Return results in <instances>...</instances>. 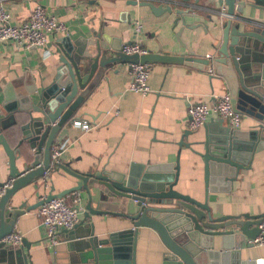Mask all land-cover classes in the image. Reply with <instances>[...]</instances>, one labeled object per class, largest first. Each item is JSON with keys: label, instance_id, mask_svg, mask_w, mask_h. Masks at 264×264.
I'll return each instance as SVG.
<instances>
[{"label": "crops", "instance_id": "1", "mask_svg": "<svg viewBox=\"0 0 264 264\" xmlns=\"http://www.w3.org/2000/svg\"><path fill=\"white\" fill-rule=\"evenodd\" d=\"M147 1L0 0V7L9 15L12 23L22 22L35 5H41L49 15L55 16L65 25L63 33L48 34L44 49L21 48L12 42L0 43V115H8L11 111L12 116L6 119L10 127L4 132L11 146H16L22 136L20 126L24 122L23 114H26L13 110L19 107L22 98L30 97L36 102L40 89L53 81L60 66L58 44H70L77 50L73 51L75 56L90 58L96 53L97 44L105 43L111 46L108 55H112V48H119L134 40L136 23H140V43L146 51H156L158 44H161L164 51L184 55L185 49L180 46L175 31L186 24L188 26L181 33L183 41L205 58L216 54L221 34L211 19L218 20L215 17L216 10L220 9L218 0L150 1L155 5L171 7V13L164 11L157 14L143 4ZM258 3L264 5V1ZM250 18L253 21L243 23L244 26L264 27V10H253ZM253 44L244 50L243 59L256 64L262 59L258 48L262 45L257 42ZM46 50L48 53H45ZM149 65L147 84L150 91L144 94L128 90L131 81L129 63H110L105 67L102 76L78 108L77 118L66 125L68 136L61 142L65 149L60 162L80 173H127L132 163L151 165L173 162L180 151L177 188L202 200L203 160L191 148L203 151L202 145L195 142L204 140L205 125H210L214 133L216 123L221 119L211 114L200 128L189 130L186 125L187 105L189 101L210 103L216 96L229 92L221 80L212 76L210 66L175 63ZM240 115V125L235 129L247 131L256 125L252 117ZM75 120H87L95 126L84 131L72 124ZM221 124L227 125L225 122ZM20 148L27 151L25 143ZM16 166L21 168L20 158L16 160ZM216 171L214 168V178ZM8 174V158L0 146V182L7 181ZM75 181L63 169L53 170L47 183L38 178L17 191L12 204L23 202V208L30 207L45 197L52 186L54 192H58ZM214 181L213 191L209 193V205L212 208L221 214L260 213L264 210V151L255 154L250 169L241 170L238 179L232 184L216 187ZM81 192L79 205L83 208L87 203V195ZM115 201L110 197L100 203V207L123 211L122 206L115 204ZM36 209L26 210L19 216L14 228L31 244L29 250L22 243L12 246L28 257V264L29 261L31 264H91L90 261L84 262L86 250L82 244L89 220L76 229H69L75 231L73 235L60 232L57 235L59 244L53 246L45 244L44 229ZM80 219L81 214L77 223ZM93 220L97 221L95 234L98 237L130 226L128 219L114 215L94 216ZM165 251L153 230L139 229L136 264H163ZM242 257L264 259V247L254 245L243 249ZM0 264H17L15 255L1 253Z\"/></svg>", "mask_w": 264, "mask_h": 264}, {"label": "water", "instance_id": "2", "mask_svg": "<svg viewBox=\"0 0 264 264\" xmlns=\"http://www.w3.org/2000/svg\"><path fill=\"white\" fill-rule=\"evenodd\" d=\"M258 1L264 0H218L220 9L215 12L218 20L211 21L221 35L216 54L211 58H205L183 41L181 33L188 26L186 24L175 31L180 46L185 49L184 55L164 51L161 44H158L156 51L149 50L144 54H125L119 47L112 48V55H108L111 46L98 43L94 55L79 58L73 54L77 50L72 45L58 44L60 66L53 81L40 89L36 102L30 97L22 98L19 107L13 110L26 113L20 126L22 136L14 147L4 133L10 127L6 119L12 116L11 111L8 115H0V146L8 158V180H11V185L0 195V254H14L17 264H28V257L20 249H14L2 241L14 231L18 217L44 201L63 197L73 191L81 194L84 191L87 203L80 212L79 223L73 226L76 229L89 220L82 243L86 250L84 262L136 264L139 229L149 228L158 235L166 250L163 264H264L263 258L242 257L243 249L254 246L250 240L259 233L258 225L264 218V210L257 214H221L209 205L213 179L216 187L232 184L241 170L250 169L255 154L264 151V27L243 24L253 21L250 18L253 10H264V5ZM143 4L156 14L164 11L171 13L170 6L155 5L150 1ZM253 42L262 45L258 47L262 59L256 64L243 59L244 50L253 46ZM110 63L210 66L212 76L227 87L232 109L252 117L256 125L242 131L223 125L220 120L214 133L210 125H205L204 140L195 142L202 145L203 151L191 148L203 160L202 200L177 188L178 151L173 162L151 165L132 163L127 173H80L58 162L52 171L63 169L76 179L73 185L58 192H54L52 186L45 197L30 207L23 208V202L12 204L17 191L42 178L45 171L51 168L52 146L68 136L66 125L77 118L78 108ZM23 143L27 145V151L20 148ZM18 158L22 161L20 169L16 166ZM214 168L217 170L215 178ZM3 184L0 182V187ZM110 197L116 200L115 204L122 206L123 211L100 207V203ZM105 215L126 218L130 226L98 237L95 234L97 221L93 217ZM60 232L73 235L75 231L61 228ZM21 243L27 250L30 249L31 244L26 238H22Z\"/></svg>", "mask_w": 264, "mask_h": 264}, {"label": "built area", "instance_id": "3", "mask_svg": "<svg viewBox=\"0 0 264 264\" xmlns=\"http://www.w3.org/2000/svg\"><path fill=\"white\" fill-rule=\"evenodd\" d=\"M159 3H167L168 0H148ZM65 25L55 16L49 15L41 5H35L28 17L19 23H12L9 20V15L0 7V43L12 42L21 48L37 47L44 49L47 43V36L50 33H63ZM140 23H136L134 32L135 38L132 42L124 43L121 46V51L125 54H144L146 49L140 43ZM45 53H48L46 50ZM211 58V56H207ZM150 65L148 63H131L129 64V72L131 81L128 85V90L147 93L150 88L147 84ZM214 114L218 116L222 122H225L231 128H238L241 121V115L232 109L230 97L228 93L216 96L210 103L207 102H188L186 123L189 130H196L204 125L207 118ZM81 127L84 131H88L92 126L87 120H75L72 123ZM65 149L63 143L54 144L51 148V168L46 170L42 177L44 183L48 182V177L54 165L60 162V156ZM11 185V180L4 182L0 187V195L5 188ZM68 197V198H66ZM70 197V198H69ZM69 199L71 201H69ZM81 193L73 191L67 196L53 198L49 201H44L36 209V215L41 226L44 229L45 244L57 245L59 240L57 235L61 228L71 229L77 223L80 208ZM258 235L250 240L255 246L264 247V218L260 221ZM2 241L9 246L20 244L22 234L13 231L6 235Z\"/></svg>", "mask_w": 264, "mask_h": 264}]
</instances>
